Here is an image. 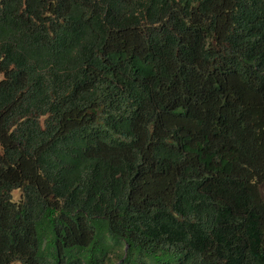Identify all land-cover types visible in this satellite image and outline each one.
<instances>
[{"label": "trees", "instance_id": "obj_1", "mask_svg": "<svg viewBox=\"0 0 264 264\" xmlns=\"http://www.w3.org/2000/svg\"><path fill=\"white\" fill-rule=\"evenodd\" d=\"M263 187L264 0H0V264H264Z\"/></svg>", "mask_w": 264, "mask_h": 264}, {"label": "rangeland", "instance_id": "obj_2", "mask_svg": "<svg viewBox=\"0 0 264 264\" xmlns=\"http://www.w3.org/2000/svg\"><path fill=\"white\" fill-rule=\"evenodd\" d=\"M262 195L264 197V187L262 188ZM13 200L18 202L22 197V192L20 190H15L12 194Z\"/></svg>", "mask_w": 264, "mask_h": 264}]
</instances>
